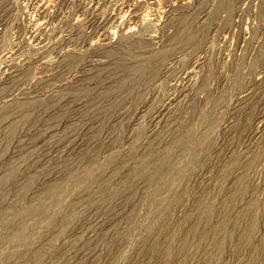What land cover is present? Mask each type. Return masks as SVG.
<instances>
[{
  "label": "rangeland",
  "instance_id": "374dc122",
  "mask_svg": "<svg viewBox=\"0 0 264 264\" xmlns=\"http://www.w3.org/2000/svg\"><path fill=\"white\" fill-rule=\"evenodd\" d=\"M0 264H264V0H0Z\"/></svg>",
  "mask_w": 264,
  "mask_h": 264
},
{
  "label": "bare ground",
  "instance_id": "6f19581e",
  "mask_svg": "<svg viewBox=\"0 0 264 264\" xmlns=\"http://www.w3.org/2000/svg\"><path fill=\"white\" fill-rule=\"evenodd\" d=\"M226 1V0H225ZM49 4V3H48ZM83 4V3H82ZM125 8V7H124ZM90 12V11H89ZM156 18V17H155ZM46 19V18H45Z\"/></svg>",
  "mask_w": 264,
  "mask_h": 264
}]
</instances>
